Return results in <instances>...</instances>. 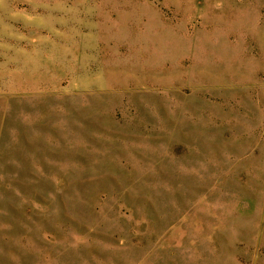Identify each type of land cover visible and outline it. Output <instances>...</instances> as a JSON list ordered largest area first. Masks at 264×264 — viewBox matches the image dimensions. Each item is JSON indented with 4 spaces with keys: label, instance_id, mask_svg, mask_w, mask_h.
<instances>
[{
    "label": "rangeland",
    "instance_id": "rangeland-1",
    "mask_svg": "<svg viewBox=\"0 0 264 264\" xmlns=\"http://www.w3.org/2000/svg\"><path fill=\"white\" fill-rule=\"evenodd\" d=\"M0 264H264V0H0Z\"/></svg>",
    "mask_w": 264,
    "mask_h": 264
}]
</instances>
